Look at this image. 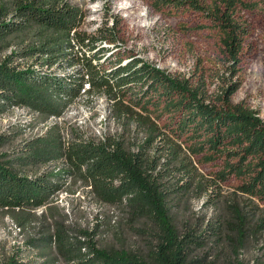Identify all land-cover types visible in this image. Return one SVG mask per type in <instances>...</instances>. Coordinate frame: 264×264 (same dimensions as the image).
Masks as SVG:
<instances>
[{
  "label": "trees",
  "instance_id": "trees-1",
  "mask_svg": "<svg viewBox=\"0 0 264 264\" xmlns=\"http://www.w3.org/2000/svg\"><path fill=\"white\" fill-rule=\"evenodd\" d=\"M1 1L0 52L15 43L13 37L22 39L19 48L0 60V113L23 106L45 118L61 116L84 94L88 83L87 92H102L112 101L115 117L128 124L136 122L145 131L144 138L133 142L117 135L100 141L77 136L64 142L59 128L52 126L27 139L13 154L0 151V208L44 206L61 187L55 176L78 175L99 200L125 204L133 218L152 224L156 243L150 258L101 248L95 242L88 246L81 240L70 243L60 231L54 236L45 234L35 243L58 242L68 264H201L206 258L197 251L209 243L229 246L239 254L247 237L264 229V119L259 110L232 100L242 83L238 65L251 32L239 8L254 9L257 2L194 3L213 17L230 62L231 76L223 78L213 97L204 81L193 83L141 57L117 58L105 68L101 59L108 52L116 54L102 43L114 42L115 36L81 30L86 14L72 0ZM20 58L27 61L16 64ZM9 141L8 134L0 133V147ZM193 156L222 162L214 183L205 179ZM59 160L64 166L57 171L32 174L25 169ZM231 177L241 180L237 189L249 195L261 214H249L240 202H233L216 218L182 231L171 200L183 198L193 188L201 195ZM212 198L209 193L208 201ZM223 251L222 246L219 252Z\"/></svg>",
  "mask_w": 264,
  "mask_h": 264
},
{
  "label": "rangeland",
  "instance_id": "rangeland-1",
  "mask_svg": "<svg viewBox=\"0 0 264 264\" xmlns=\"http://www.w3.org/2000/svg\"><path fill=\"white\" fill-rule=\"evenodd\" d=\"M72 1L86 14L81 30L96 36H115L114 42L102 43L116 54L108 52L101 59L105 68L111 67L117 58L141 57L172 75L190 78L193 83L204 81L213 97H216L223 78L231 76L230 62L226 59L217 24L211 15L194 6L195 2L210 6L214 0ZM243 1L257 2L258 6L254 9L239 8V13L250 22L251 32L238 65V77L242 83L232 100L234 103L243 101L259 110L264 119V2ZM21 39L13 37L15 43L0 52V60L19 48ZM25 61L20 58L15 63ZM71 69V73L75 71ZM111 107L112 101L98 91L81 94L61 116L45 118L27 107L14 106L0 113V133L10 136V141L0 147V151L13 154L27 139L44 134L52 126L59 128L64 142L77 136L100 141L108 135H117L132 142L136 137L138 140L145 137V131L138 128L136 122L128 124L126 119L115 117ZM165 117L160 120L161 125ZM193 158L205 179L214 183L222 162H205L199 159L200 156ZM63 166L64 162L59 160L26 166L25 169L34 174L46 169L57 171ZM54 178L61 187L46 205L15 210L0 208V264H68L58 242L50 245H41L44 241L34 242L45 234L54 236L59 231L70 243L81 240L88 246L95 242L101 248L124 249L150 258L156 243L150 222L144 218H133L125 204L99 200L78 175ZM241 183L240 179L231 177L201 195L193 188L183 198L174 197L170 204L177 226L182 231L188 226L198 227L206 219L216 218L227 211V206L233 202H240L245 212H256L259 216L261 210L254 208L249 195L237 189ZM209 193L213 195L212 201L207 199ZM77 244L80 245L79 242ZM222 246L224 251L220 253ZM197 253L206 258L201 264H238L239 261L264 264V229L248 236L238 250L239 254L229 246L215 243H209Z\"/></svg>",
  "mask_w": 264,
  "mask_h": 264
},
{
  "label": "bare ground",
  "instance_id": "bare-ground-1",
  "mask_svg": "<svg viewBox=\"0 0 264 264\" xmlns=\"http://www.w3.org/2000/svg\"><path fill=\"white\" fill-rule=\"evenodd\" d=\"M91 1V0H90ZM144 14V13H143ZM69 70H72L71 68H69ZM89 88V84L87 83L84 87V89L82 90L83 93H86L88 91Z\"/></svg>",
  "mask_w": 264,
  "mask_h": 264
}]
</instances>
